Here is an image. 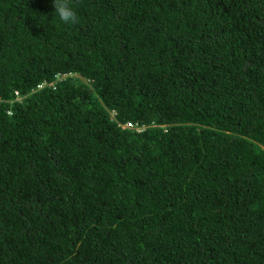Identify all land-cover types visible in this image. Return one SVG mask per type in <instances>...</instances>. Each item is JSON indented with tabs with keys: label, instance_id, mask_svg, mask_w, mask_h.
I'll use <instances>...</instances> for the list:
<instances>
[{
	"label": "trees",
	"instance_id": "1",
	"mask_svg": "<svg viewBox=\"0 0 264 264\" xmlns=\"http://www.w3.org/2000/svg\"><path fill=\"white\" fill-rule=\"evenodd\" d=\"M72 2L0 0V264H264V0Z\"/></svg>",
	"mask_w": 264,
	"mask_h": 264
},
{
	"label": "clouds",
	"instance_id": "2",
	"mask_svg": "<svg viewBox=\"0 0 264 264\" xmlns=\"http://www.w3.org/2000/svg\"><path fill=\"white\" fill-rule=\"evenodd\" d=\"M54 12L65 25L80 23L79 17L73 6L72 0H52ZM131 123L128 124L130 126Z\"/></svg>",
	"mask_w": 264,
	"mask_h": 264
}]
</instances>
